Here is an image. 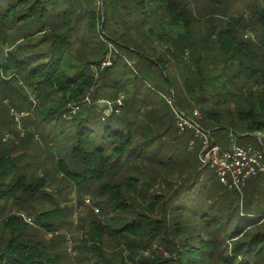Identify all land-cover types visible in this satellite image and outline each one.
I'll list each match as a JSON object with an SVG mask.
<instances>
[{
  "label": "trees",
  "instance_id": "obj_1",
  "mask_svg": "<svg viewBox=\"0 0 264 264\" xmlns=\"http://www.w3.org/2000/svg\"><path fill=\"white\" fill-rule=\"evenodd\" d=\"M250 3L247 15L212 27L201 45L185 0H0V40L24 41L0 57V91L23 75L36 91L62 94L60 105L40 118L50 136L72 140L67 159L57 165L81 196L93 193L100 198L96 205L117 214L110 223L93 220L81 240L85 263L132 264L139 257L142 264H264V174L250 178L241 197L189 150L195 130L180 136L175 126L176 111L194 117L198 107V126L219 144L215 136L228 127L224 108L232 98L244 137L260 134L264 148V0ZM248 29L258 33L257 42L242 36ZM154 39L169 45L165 53H158ZM110 44L137 59L138 69L119 54L103 68ZM173 65L185 69L183 89L174 85ZM220 69L223 86L217 84ZM249 81L261 88H250ZM163 91L174 96L176 110ZM99 94L114 102L108 113L86 101ZM121 95L126 98L118 106ZM149 174L173 193H152L144 179ZM46 186L44 177L35 185L28 181L19 157L0 154V215L10 200L19 205L29 204L24 195L42 197L52 209L36 212V220L58 231L68 208L44 192ZM22 222L16 215L4 221L0 264H62L51 245L25 237ZM106 237L124 246L119 262L106 254ZM157 245L170 257L157 255Z\"/></svg>",
  "mask_w": 264,
  "mask_h": 264
},
{
  "label": "rangeland",
  "instance_id": "obj_2",
  "mask_svg": "<svg viewBox=\"0 0 264 264\" xmlns=\"http://www.w3.org/2000/svg\"><path fill=\"white\" fill-rule=\"evenodd\" d=\"M185 1L189 3L188 5L192 12L191 25L194 29L193 36L199 41V43H201L207 36L212 27L216 30H220L225 28L231 17L247 15L249 13V5L251 4L250 0H230L226 5L218 4L212 2L211 0ZM115 27H117V25ZM144 27L145 29H143V31H146L148 27ZM117 29H119V27H117L116 30ZM257 34L258 33L256 31L248 29L247 32L242 34V36L252 43H255L258 39ZM89 36L90 35H87V39L90 42L91 40ZM93 40L97 39L93 38ZM154 40V44L158 48V53H165V50H167L169 45L166 43H158L157 39ZM16 41L0 40V57L4 56L6 52L14 50V48L16 49L19 45L24 43V41H18V43ZM202 44L203 43H201V45ZM78 45H80V43H78L77 46ZM90 46L95 48L96 44L91 41L89 43V47ZM117 52L116 48L110 44L109 53L104 61L107 64L105 66H110L112 64V59L115 58L116 54H119L121 55V60L128 62V67L130 69H138L137 59L133 60L128 55H123ZM75 54H77V51ZM79 55L80 54H77V56ZM189 56L190 53L186 51V59ZM1 60H3V57ZM104 62L102 63L103 68ZM221 66L222 64H217V67ZM184 70V68L177 67L176 65H173L170 70L171 77L175 80L174 85L179 86V88L182 86V89V72ZM206 73L209 74L212 72H208L206 70ZM217 73L222 74V78L217 80V84L223 86L226 82L225 76L223 75L221 69ZM242 84H240V86ZM249 87L257 89L261 88L253 81H249ZM35 88V83L26 80L23 75H17L10 79V84L4 89V94L0 91V116L2 119L0 121V154L8 152L14 157H19V164L23 167V170L26 171L28 174V181L32 182L33 185L37 183L40 177L46 178L47 186L43 188V191L51 194L60 206L67 207L68 213L65 221L61 224L58 231L48 232L45 227L40 225L36 220V212H43L52 208L47 205L42 197L31 200L29 194L24 195L23 197L29 199V204L22 203L18 205L17 203H14L13 200L6 203V209L4 213L0 215V237L7 238L8 236L6 231L3 232L4 221L11 215L20 216L23 218L24 222L20 223L19 227L20 229L22 228L21 230H23L25 237L40 240L48 245H51L54 252L61 254L62 264H87L84 260H81V258L85 255L83 253V248L81 247V240L85 237L86 232L90 230L93 220H96L97 222L101 221L106 224L110 223L112 219L117 216V214L113 210H104L100 205H96L95 203L100 200V198L96 197L93 193H83V196H81L77 188L73 186V184L59 169L57 162L62 158L67 159V148L71 145L72 140L64 136H60V138H53L50 136L49 131H43V122H41L40 118L46 114L48 108L60 105L62 94L54 92L48 95L46 92L36 91ZM163 92L168 104H170L173 100L175 104L174 96H170L168 92ZM124 95L120 96V99H122L123 102L126 98ZM231 99L232 98L229 99V105L224 108L226 116L225 119L227 121L225 125L228 124V127H226L224 131H220L215 138L222 146H228L233 139L234 141L232 143L259 147L257 141H261L262 136L260 134H256L258 138L252 136L244 137L243 124L236 118V103ZM86 101L89 104L92 103L100 106V110H106L107 113L109 112L106 108V105L109 106L107 101L113 102L110 98L103 97L101 94H99L95 99L91 97ZM170 105L174 110L176 109V106L172 105V103ZM69 106V108H72L71 105ZM76 110L77 108L72 109L73 113H75ZM195 111L200 114V109L198 107H195L194 112ZM201 118L202 116L200 115L199 117H196L195 120H199ZM178 120L179 119L176 114V131L178 135L183 136L190 130L187 127L181 128ZM230 120H232L233 123H230ZM46 128L47 127H45V129ZM195 134L196 132L194 135ZM231 134L233 135V138H231ZM218 135L220 136L218 137ZM169 138H171V136L167 135V138L165 137L166 140H169ZM192 139L196 141V145L192 149L189 147V150H196V153H198L200 149V140L196 137V135ZM208 172L212 173L214 170L209 167ZM150 177L152 176L149 174L145 176L144 179L148 178L151 182L152 193H173V188H169L164 181L162 182L161 179L160 181L158 179V181L155 180L154 182ZM172 179L178 180V176L175 175ZM248 181L242 189V192L231 189L228 186L227 187L230 190L237 191L241 197H244V190H248L251 186L248 184ZM261 188L264 191V183L260 186L259 190H261ZM93 189H96V187H93ZM88 198L90 201H88ZM137 202H141L143 204L142 198L139 197ZM144 204L147 205V203ZM29 218H31V221H29ZM104 244L105 252L109 258H116L119 262L120 254L122 253V250H124V246L122 248L120 241H116L111 237H106L104 239ZM155 249L157 255L163 254L166 258L170 257V252H168L163 245H157L155 246ZM143 253L147 257L153 256L150 252ZM140 261L141 259L137 257L136 261L132 264H142Z\"/></svg>",
  "mask_w": 264,
  "mask_h": 264
},
{
  "label": "built area",
  "instance_id": "obj_3",
  "mask_svg": "<svg viewBox=\"0 0 264 264\" xmlns=\"http://www.w3.org/2000/svg\"><path fill=\"white\" fill-rule=\"evenodd\" d=\"M105 65L107 64L104 62ZM171 103L175 106L174 100ZM107 104L109 105H106L107 110L111 111L114 102L107 101ZM116 104L122 106L123 100L118 99ZM117 111L119 112V110ZM176 114L181 128L187 127L195 130V135L200 140L199 160L203 166L211 167L214 170L222 184L242 192L250 178L264 174V148L232 143L233 139L228 146H222L214 142L209 131L198 126L195 118L199 117L200 114L197 111L194 112V117L184 116L179 111H176ZM231 138H233L232 134ZM195 145L196 141L192 139L190 149L194 148ZM88 201H90L89 198Z\"/></svg>",
  "mask_w": 264,
  "mask_h": 264
}]
</instances>
